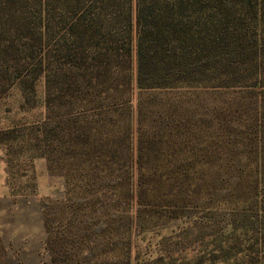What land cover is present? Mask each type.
I'll use <instances>...</instances> for the list:
<instances>
[{
    "label": "rangeland",
    "instance_id": "1",
    "mask_svg": "<svg viewBox=\"0 0 264 264\" xmlns=\"http://www.w3.org/2000/svg\"><path fill=\"white\" fill-rule=\"evenodd\" d=\"M135 12L136 0H132V77L136 71ZM38 37L35 29L0 28V129L13 130L8 136L0 134L9 189L6 200H0V264H128L129 254L133 264L138 251L142 257L149 254L159 239H263L249 224L215 226L217 215L242 217L245 213L236 210L241 208L255 213L241 202L213 205L194 200L186 207L174 205L177 191L189 186L190 180H177L184 172L192 179L208 180L206 187H200L201 194L216 190L248 194L255 191L257 179V192L264 196V129L257 133L259 152L252 154L255 134L246 99L240 97L241 106L231 111L234 118L228 117L230 127L224 133L235 138L231 121L241 117L248 126L241 127L236 143L243 144L244 153H236L230 142L224 143L228 147L220 156L219 149L214 150L219 145L214 127L197 125L191 92H172L173 99L180 101L177 113L170 116L166 104L159 122L145 127L148 141L157 143L146 158L168 164L158 171L165 183L151 190L157 181L148 179L149 198L158 204L153 202L137 221L135 124L129 134L126 116L121 117L112 106L107 114L92 117L89 113L85 122L78 114L80 97L71 91L64 95L66 86L52 76L53 66L34 58L39 49L32 44ZM44 50L50 52L48 47ZM74 71H68V77H78ZM105 103L113 104V97ZM68 112L73 114L56 118ZM57 124L68 129L61 132L62 140L45 141L54 148L47 152V159L34 143L42 130L48 135ZM76 134L82 142L73 138ZM156 149L161 153H155ZM183 165L193 168L185 171Z\"/></svg>",
    "mask_w": 264,
    "mask_h": 264
},
{
    "label": "trees",
    "instance_id": "2",
    "mask_svg": "<svg viewBox=\"0 0 264 264\" xmlns=\"http://www.w3.org/2000/svg\"><path fill=\"white\" fill-rule=\"evenodd\" d=\"M132 20V0H0V28L38 32L32 45L38 46L39 53L35 50L34 58L39 64L47 60L53 66L52 76L66 86L64 95L71 91L80 97L78 114L85 122L89 113L92 117L107 114L113 107L121 117L126 116L129 134L135 124L133 200L139 221L153 202L158 204L149 198L148 179H156L157 185L151 187L156 190L165 183L158 171L168 166L146 158L157 143L148 141L145 127L159 122L166 104L170 116L177 113L180 101L173 99L172 92H191L197 125L214 127L219 143L214 150L219 149L220 156L228 147L224 143L230 142L236 153H244L243 144L236 143L241 127L248 126L241 117L231 121L235 138L224 133L230 127L228 117L234 118L231 111L241 106L240 97L246 99L250 129L255 134L250 152L258 154L261 139L256 140L257 133L264 129V0H136L135 77L131 74ZM47 47L49 53L44 50ZM73 70L78 77H68ZM110 97L113 104L105 103ZM41 124L45 130V121ZM67 129L57 124L48 135L42 130L34 146L49 159L47 152L54 148L45 141L62 140L61 132ZM12 131L0 129V134L8 136ZM73 138L83 141L79 134ZM187 168L193 166L181 167ZM177 180L190 182L188 188L177 191L174 205L186 207L194 200L213 205L241 202L255 213L247 214L241 208L236 210L245 213L242 217L217 215L215 226L221 222L235 228L249 224L263 239H159L149 254L142 257L138 251L133 264H264V196L257 192V179L255 191L248 194L222 190L201 194L200 187H206L208 180L192 179L186 172ZM202 228L200 225L199 231ZM127 263L131 264L130 254Z\"/></svg>",
    "mask_w": 264,
    "mask_h": 264
},
{
    "label": "crops",
    "instance_id": "3",
    "mask_svg": "<svg viewBox=\"0 0 264 264\" xmlns=\"http://www.w3.org/2000/svg\"><path fill=\"white\" fill-rule=\"evenodd\" d=\"M7 169L4 158V150L0 145V200H6L8 196Z\"/></svg>",
    "mask_w": 264,
    "mask_h": 264
}]
</instances>
